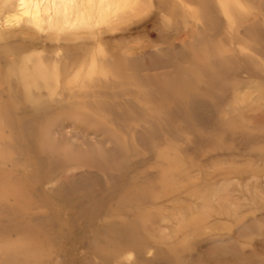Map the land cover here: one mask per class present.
<instances>
[{
	"label": "rangeland",
	"instance_id": "obj_1",
	"mask_svg": "<svg viewBox=\"0 0 264 264\" xmlns=\"http://www.w3.org/2000/svg\"><path fill=\"white\" fill-rule=\"evenodd\" d=\"M0 0V264H264V0Z\"/></svg>",
	"mask_w": 264,
	"mask_h": 264
},
{
	"label": "bare ground",
	"instance_id": "obj_2",
	"mask_svg": "<svg viewBox=\"0 0 264 264\" xmlns=\"http://www.w3.org/2000/svg\"><path fill=\"white\" fill-rule=\"evenodd\" d=\"M61 1V0H60ZM65 2H69L71 3L73 0H64ZM60 2H58L57 0L54 1L53 3H51L50 5H47V9H51V8H56L57 5H59Z\"/></svg>",
	"mask_w": 264,
	"mask_h": 264
}]
</instances>
